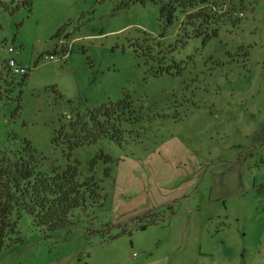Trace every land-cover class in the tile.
Segmentation results:
<instances>
[{
  "label": "rangeland",
  "instance_id": "rangeland-1",
  "mask_svg": "<svg viewBox=\"0 0 264 264\" xmlns=\"http://www.w3.org/2000/svg\"><path fill=\"white\" fill-rule=\"evenodd\" d=\"M165 2L171 25L126 0L0 6V160L29 149L41 173L73 166L98 186L52 238L22 216V243L0 264H264V0ZM10 48L26 76L6 68ZM123 100L122 135L69 150L77 116ZM154 154L166 181L194 183L170 206L160 190L150 214L144 195L161 179L119 165Z\"/></svg>",
  "mask_w": 264,
  "mask_h": 264
},
{
  "label": "trees",
  "instance_id": "trees-1",
  "mask_svg": "<svg viewBox=\"0 0 264 264\" xmlns=\"http://www.w3.org/2000/svg\"><path fill=\"white\" fill-rule=\"evenodd\" d=\"M0 6L11 16L20 8L32 13L34 0H8ZM151 3L159 6L161 18L171 25L175 20V9L165 0H126V3ZM60 30L54 38H60ZM54 56V55H53ZM130 109L125 100L117 105L103 107L88 119L77 116V123H70L73 137L65 141L70 151L91 145L103 138L115 140L122 132L114 124L121 121L118 110ZM123 111H125L123 109ZM85 119L82 124L81 120ZM114 122V124H113ZM52 140L56 144L64 131ZM112 134L114 136H112ZM76 167L66 170H54L51 174L41 173L31 150L27 149L0 160V256L13 250L22 243L18 232V222L22 216L31 220L32 227L41 237L52 238L59 232H65L78 223L76 212L85 211L90 200L97 195L98 186L93 180L82 182ZM145 227H143L144 229Z\"/></svg>",
  "mask_w": 264,
  "mask_h": 264
},
{
  "label": "crops",
  "instance_id": "crops-1",
  "mask_svg": "<svg viewBox=\"0 0 264 264\" xmlns=\"http://www.w3.org/2000/svg\"><path fill=\"white\" fill-rule=\"evenodd\" d=\"M166 146H167L166 144L161 145L157 153H162L163 151L166 152ZM163 154H165V153L163 152ZM150 157L149 158L147 157L144 160L142 159L143 161H140L139 162L140 164H137V165L134 164L133 160L122 161L119 165V169L121 171V176L123 173H125V170L131 168V170L134 171V174L137 171L139 174L146 176V174L149 172V173H151V176L150 175L147 176L148 178H153V175H154V177L161 179V181L159 180L158 182H155L153 185V186H155V189H154L155 194L154 195H146V194L144 195L145 196L144 199L146 200V202L144 204H145V206H148L147 208H144V209H146L147 213L152 214V213H154L153 209L159 208V206H160V204H158V203H156V204L153 203L155 198H156L155 196L156 195L160 196V194H159L160 190L165 191V193L169 192L171 194V196L168 197L167 199H165V201L163 202L164 206H167V205L170 206V205H172V203L174 204L177 200H180L182 198H186L187 194L189 193V190L192 189V185H193L194 181L193 180L183 181L181 179V183H179L180 180L178 181L177 177H175L176 179L171 178L168 181H166L165 180L166 177L164 174H163V176H160L159 174H157V173H160V171H162L160 169V167L158 166L160 156L157 154H154L153 156H150ZM185 173H186V171H185ZM164 181H166V182L164 183ZM131 209L134 210V208H131ZM158 222H160V219L154 218L152 220V222H149L146 225L157 224ZM146 225L141 226L142 231L146 230V228H147ZM143 227H145V228L143 229Z\"/></svg>",
  "mask_w": 264,
  "mask_h": 264
},
{
  "label": "built area",
  "instance_id": "built-area-1",
  "mask_svg": "<svg viewBox=\"0 0 264 264\" xmlns=\"http://www.w3.org/2000/svg\"><path fill=\"white\" fill-rule=\"evenodd\" d=\"M8 53L11 56L6 62V68L12 76H26L28 70L21 66L16 59L12 58V55L15 53L14 49H8ZM54 57V56H53Z\"/></svg>",
  "mask_w": 264,
  "mask_h": 264
}]
</instances>
